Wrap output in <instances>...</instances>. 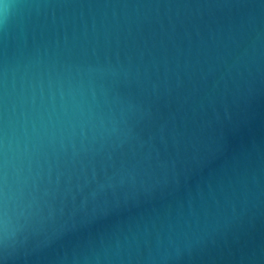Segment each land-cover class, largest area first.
Returning <instances> with one entry per match:
<instances>
[{"label": "water", "instance_id": "obj_1", "mask_svg": "<svg viewBox=\"0 0 264 264\" xmlns=\"http://www.w3.org/2000/svg\"><path fill=\"white\" fill-rule=\"evenodd\" d=\"M0 264H264V0H0Z\"/></svg>", "mask_w": 264, "mask_h": 264}]
</instances>
